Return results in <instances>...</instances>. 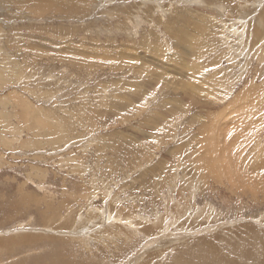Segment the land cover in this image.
<instances>
[{
    "label": "rangeland",
    "instance_id": "374dc122",
    "mask_svg": "<svg viewBox=\"0 0 264 264\" xmlns=\"http://www.w3.org/2000/svg\"><path fill=\"white\" fill-rule=\"evenodd\" d=\"M0 264H264V0H0Z\"/></svg>",
    "mask_w": 264,
    "mask_h": 264
},
{
    "label": "bare ground",
    "instance_id": "6f19581e",
    "mask_svg": "<svg viewBox=\"0 0 264 264\" xmlns=\"http://www.w3.org/2000/svg\"><path fill=\"white\" fill-rule=\"evenodd\" d=\"M141 66V65H140ZM153 69V68H152ZM156 69V68H155ZM161 72V71H160ZM162 72H164V71H162ZM161 72V74H160V76L159 77H162V78H164L163 76H161V75H164L165 73H162ZM156 73H158V71L156 72ZM158 75H159V73H158ZM153 78H154V76L153 75H151ZM158 77V76H157ZM160 79V81L161 82H163V80L165 81V79ZM197 79V78H196ZM161 84V83H160ZM115 107V109H117V110H119V111H121V113H126V111L128 110V109H126V107H123L122 105L121 106H117V105H115L114 106ZM128 114V113H127ZM123 115V114H122ZM127 116V115H126ZM122 117V116H121ZM149 138V137H148ZM153 139H154V137L153 138H150V141H153ZM148 140V139H147ZM158 141V140H157ZM165 141V140H164ZM154 142H156V141H154ZM216 144V143H215ZM159 145L157 144V147H158ZM214 146H216V145H213V143L211 142V141H209V144H207V147H209V151H210V154L216 159V161H219V162H222V163H225V164H227V165H229L230 163H231V159L225 154V153H223V154H221V153H217V154H215L214 152H215V148H214ZM156 147V148H157ZM230 167L231 168H233L232 167V165H230ZM234 170H236V169H234Z\"/></svg>",
    "mask_w": 264,
    "mask_h": 264
}]
</instances>
